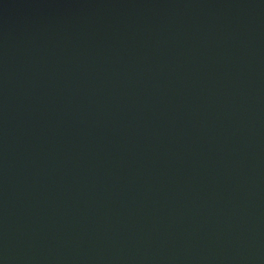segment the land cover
I'll use <instances>...</instances> for the list:
<instances>
[{"label":"water","instance_id":"water-1","mask_svg":"<svg viewBox=\"0 0 264 264\" xmlns=\"http://www.w3.org/2000/svg\"><path fill=\"white\" fill-rule=\"evenodd\" d=\"M0 264H264V0H0Z\"/></svg>","mask_w":264,"mask_h":264}]
</instances>
